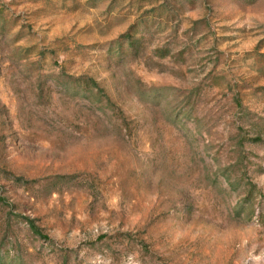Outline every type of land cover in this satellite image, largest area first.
I'll return each instance as SVG.
<instances>
[{
	"label": "rangeland",
	"instance_id": "374dc122",
	"mask_svg": "<svg viewBox=\"0 0 264 264\" xmlns=\"http://www.w3.org/2000/svg\"><path fill=\"white\" fill-rule=\"evenodd\" d=\"M0 264H264V0H0Z\"/></svg>",
	"mask_w": 264,
	"mask_h": 264
}]
</instances>
